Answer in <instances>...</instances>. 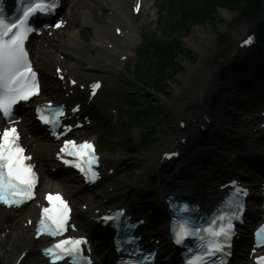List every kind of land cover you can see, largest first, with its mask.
Listing matches in <instances>:
<instances>
[{"label": "rangeland", "instance_id": "374dc122", "mask_svg": "<svg viewBox=\"0 0 264 264\" xmlns=\"http://www.w3.org/2000/svg\"><path fill=\"white\" fill-rule=\"evenodd\" d=\"M154 1L153 4L152 0H144L146 4H149V10L147 17L141 19L138 26V31L142 33V40L135 43L132 51L128 54V60L108 75L110 81L103 86L99 104L89 111L93 118V125L90 128L78 132L76 138L80 139L89 136H96L98 143L99 137L104 134V129L110 127L113 129L115 137H117L121 130L117 127L116 123H120L129 115L130 111L127 110L129 101L136 99L138 95L146 97L155 110V112L152 113L148 120L143 124V128L149 131L148 135L150 134L149 136L152 137L147 139V143L144 146V143L140 144L141 141H139L142 129L129 128L126 132L127 136H129L132 141L140 144L133 154H126L124 151L116 147H114L116 149H101V153L106 154L109 159L115 160L111 164V167L114 169V175L92 189H83L78 183L72 181V176L60 174L53 177L56 185L63 191L65 196L70 199L72 205L75 207L76 215L74 222L86 234H93V230L89 229L87 218L78 213L82 204L101 208L112 204L117 200V202L122 200L124 201L123 203H130L135 197H140L146 204L144 194L139 196L137 193L138 191L130 184L136 181L137 175L144 171L145 159L156 151L159 146L166 144L162 139L166 136H174L173 128L178 123L179 115L177 110L168 102L174 99V92L177 88L185 87L183 79L188 78L190 73H192L190 70L197 67H203L205 71H214L219 80V84L214 97L211 98L210 107L208 108L211 122L214 123V125L204 133L203 143L208 149V152L206 153L207 156L195 158V153L192 150L185 153L188 156V160L191 161L192 159L195 161L188 170L190 173V175H188L192 179H188L187 182L193 183V185L195 184V187L199 188V191L202 194H205L204 184H206L207 187L212 185L215 177L210 173L208 176L209 181H202L198 178L197 174L202 170H208L213 166H219L224 163L226 164L227 162L229 164H235L236 160L234 158L245 151L246 143L248 142V139L245 136V126H243V123L240 120V111L238 110L242 108L248 110L253 108L254 104H246L244 102L240 105L241 107H238V109L237 107H235L234 110L228 108L226 106L227 102L234 101L236 98L238 99L239 96L230 88L226 87L224 83L222 84L220 72L222 68H225L227 75L232 73L228 68L231 63L237 60H232L235 55L234 37L239 36L241 34V29L243 28H249L256 33H260L258 25L252 22L247 23L246 19L240 16V9L237 7L234 8L236 9V12H228L229 10L226 7L217 5L215 6V10L211 9L203 20L198 19V22L195 23L190 18L189 21H186L185 24H182L180 27H177L176 25L171 26L173 16L175 17V22H180L176 19L177 10H175V8H177L178 5L176 2H181L182 0ZM111 2L112 0H83L81 3L73 7L72 18L68 21L69 25L67 28L55 33L52 37H47L45 40L53 45L55 51L59 52V49L56 46H58L62 40H66L68 34L78 32V39L84 44L90 45L93 41L92 32L90 27H83L81 25V12L89 10L93 18L98 21L100 25L106 27L108 20L106 13ZM161 4L166 7L168 14L164 12V9H160ZM186 4L187 3H183V6H181L179 11L184 12V5L186 6ZM99 9L102 11V15H100ZM237 13H239V15ZM64 15L68 17L67 13ZM263 19L264 6L260 22H262ZM163 22L168 25L170 24V26L163 29ZM174 27L177 28L174 29ZM199 33H204L205 36L213 35L209 46L200 43V40L198 39ZM177 36L182 44L183 52L174 53L173 67H166L164 70L163 84L167 88L163 91L157 92L154 89L153 82L149 84L150 89L147 90L144 87L141 88L140 85H137L138 80L134 78L135 76L132 71L134 69H139L141 72L145 73L144 68L147 67L149 59H152V53L151 51L145 50L146 48L143 46V41L148 42V40H157L161 43H165L173 40V38L175 39ZM191 43L199 44L201 47L207 49V54L204 52V54L200 53V46L195 48ZM40 45L41 43H34L32 52L34 53V56L38 58L37 61L39 64L37 67L43 81L44 92L51 99L59 100L61 97L59 84L50 81L51 79L47 77L51 71L50 60H48V54L44 51V48L41 46L39 49ZM253 51L254 52L251 54H258L264 57V46H259L257 43V45L254 46ZM63 55L66 65H71L74 61L72 56L65 53ZM91 56H95V53H92ZM168 58L171 57L168 56ZM153 63L154 65H157L156 60L153 61ZM86 66L85 62L78 63V68L83 72L86 71ZM150 68L156 73L157 67L150 66ZM259 68H261L263 72H261ZM250 70L252 74H254L247 84H253L254 88H259V83L264 81V79L262 80L263 77L261 75L264 73V68L257 67L254 71H252V69ZM247 71L248 70L245 71L246 74ZM142 79L143 81L145 80L144 78ZM139 92L142 94H139ZM179 95L180 94H178V96ZM111 107L116 108L118 111L116 115L110 113ZM26 125L24 126L28 129H34L28 127L30 126L29 122H26ZM95 125L97 126L95 127ZM98 127L102 128L99 129ZM108 138L111 143L116 145L114 142V136H108ZM236 139L239 142L238 147L225 153L226 150L224 149L229 147L231 142ZM44 144L47 147L45 152L40 151L37 145L31 147V150L36 157V161L40 166H44L48 163L46 161H49L54 150L52 145L48 143ZM112 187H114V191L109 194L108 199H104L103 195ZM25 213L22 212L18 214L11 222L9 225L11 234L6 237L5 240L0 238V264H11L20 249L25 245L23 240H20L19 244L13 245L15 236L19 233L21 222L26 216ZM94 235L97 234L94 233Z\"/></svg>", "mask_w": 264, "mask_h": 264}, {"label": "bare ground", "instance_id": "6f19581e", "mask_svg": "<svg viewBox=\"0 0 264 264\" xmlns=\"http://www.w3.org/2000/svg\"><path fill=\"white\" fill-rule=\"evenodd\" d=\"M65 2L69 1L66 0ZM81 2L82 0H72V7H75ZM131 2L132 0H125L122 5L111 2L109 5L110 16L108 22L106 23V27H95V39L92 45L81 44L76 37V33L69 34L67 41L62 40L59 43L57 48L60 50V54L54 53L53 45L48 43L44 51L48 54L47 58L50 60L52 67L62 68L66 74V77L70 76L77 78L78 80L83 77L86 83L95 78L105 80L106 83L109 82V73L115 71L120 65L121 60H123L127 54L131 52L138 37L137 24L139 22V18L135 19L131 16L132 14L130 12L129 5ZM90 18L91 15L89 10L81 13L80 19L82 21V25H88L90 23ZM115 26H119L121 28L122 37L117 38L112 35L111 29L113 30V27ZM198 35L200 43L208 46L210 45L213 35L205 36L204 33H199ZM191 44L195 48L200 46L199 44ZM199 49L200 53L207 54V49L201 46ZM61 53L71 54L74 57V61L85 62L87 65L86 71L80 72L76 67V63H73L68 67L64 66L63 62L59 58ZM92 53H95V56H91ZM190 72L192 73H190L188 78L183 79L185 87L177 88L174 92V99L168 102L177 110L179 118L183 121H186L185 123L187 124V127H185L184 130H181L179 123L175 125L173 128L174 136H166L162 139L164 143L166 142V144L159 146L156 151H154L148 158L145 159L144 171L137 175L136 181L130 184L135 188V190L138 191L137 193L139 196L144 194L148 200L152 201L151 203H153V205L158 204V199L161 196V192L168 191L174 192L176 194L189 192L197 200H201V195L197 193L194 188V190L191 189L190 187L192 184L187 182L188 179L190 180V173L188 170L195 162L194 160H188V156L185 154L184 157L180 159V161L171 160L169 163L164 164L165 161L171 158V155L168 156V153L175 147L179 148L178 150L183 148L184 153H188L190 150H192L195 153V158L207 156L206 153L208 152V149L203 143L204 131H202V129L208 130L214 125V123L211 122L208 108L210 107L211 98L214 97L217 91L219 82L214 71H205L203 67H197L193 70H190ZM81 82L82 81L79 80V83ZM65 86L67 85L65 84ZM178 94L180 95L178 96ZM64 95L65 96L62 99L63 102L73 103L77 100L82 101L83 97L87 96V91L86 93L85 91L82 93L81 91L76 90L73 92V94L67 93ZM40 99L43 100L42 96L36 100V103H39L41 101ZM85 106L86 105L84 104V107ZM86 108H88V106H86ZM21 130L23 134L28 136V140L26 139L28 143L34 142L40 146L41 151L44 152V150H46L44 145L45 139H41V133H32L31 131L27 130L26 127H21ZM182 137L185 139L184 143L179 142L180 138ZM113 161L115 160L108 159L107 157L103 159V162L106 166H110ZM42 179V185L45 188L44 190L54 186V184L48 179L46 172H43ZM134 202V205L128 206L131 210H133V212L149 215L151 217L155 216L152 212V208H149L148 205L143 204L140 197L136 198ZM32 204H30L28 212L29 215L26 218L27 220H34L37 215V207L35 204ZM94 210L95 209L93 208L87 207L86 211L80 212L81 215H84L88 218L89 224H91V219L96 216ZM11 217L12 216H10L9 213L0 210V232L1 230L3 231L4 226L6 227L8 225ZM31 235L32 224L30 227L21 226L20 233L15 236L13 245H17L19 244L20 240H24L25 246L20 249L19 253L16 255L11 264H39L41 262L40 258L35 255V250L43 243L41 240L37 242L33 241ZM22 253L26 254L25 258H23ZM237 259L239 260L236 262V264H248L247 257L245 258L244 256H240L237 257Z\"/></svg>", "mask_w": 264, "mask_h": 264}, {"label": "snow or ice", "instance_id": "6c2138e0", "mask_svg": "<svg viewBox=\"0 0 264 264\" xmlns=\"http://www.w3.org/2000/svg\"><path fill=\"white\" fill-rule=\"evenodd\" d=\"M20 4L22 15L12 19H9L0 8V118L12 124L17 123L13 118V106L19 101L29 100L39 92L36 73L32 69L24 46L29 33L34 31L29 26V20L38 13L49 14L58 7L57 0H20ZM60 26L59 23L55 25L57 28ZM248 42L250 41H246ZM99 87V84L92 85L93 94ZM37 111L40 112L39 109ZM40 119L45 123L50 122L43 114H40ZM70 130L71 126L68 127V131ZM19 139L16 127H6L0 131V204L9 207L19 206L32 200L37 185V176L33 171V166L26 163L31 157L24 154L25 149L20 145ZM61 152L77 158L76 161L64 159L65 164H74L85 175L91 173V179L96 178L97 173L93 171L92 165L97 162V157L94 146L90 142L76 144L74 141L66 140ZM233 185L235 186V182ZM239 194L247 195L248 193L236 187L234 197H238ZM46 199L49 206L42 210L37 235L45 234L51 237L63 235L67 230L70 209L58 194H48ZM235 203L237 207H243L238 199H235ZM104 219L108 220L111 217H104ZM219 219L221 223L218 227L201 229V232H208L212 237L207 243L205 253L209 258L215 256L217 252H223L225 244L232 235L231 219L229 218L227 223H223V217ZM193 233L194 230L184 224L179 225L175 232L176 243H183L185 238ZM256 236L257 247H264V227L257 231ZM86 243L87 241L83 238L62 239L52 247L46 248L44 252L50 257L51 264H57V261L64 260L65 257L71 258L72 264H81L85 260L82 253L83 245ZM86 264H92V261L88 259ZM190 264H208V262L202 256H198L190 261ZM255 264H264V256L257 257Z\"/></svg>", "mask_w": 264, "mask_h": 264}, {"label": "trees", "instance_id": "16d2710c", "mask_svg": "<svg viewBox=\"0 0 264 264\" xmlns=\"http://www.w3.org/2000/svg\"><path fill=\"white\" fill-rule=\"evenodd\" d=\"M186 2L185 11L182 12L181 22H172L171 26L176 25L177 27H180L182 24H185L186 21H189L190 18L195 23L198 22V19L203 20L211 9L215 10V6L217 5L226 7L229 11H235L236 9L234 8L237 7L240 9L241 17H244L247 22L256 23L259 22L258 20L264 0H186ZM258 24L260 28V43L261 46H264V23ZM177 27H174V29ZM178 36L165 43H161L157 40L150 42L146 49L147 51H151L153 61L156 60L157 65H154L152 59L150 58L146 72L144 74H142L140 70L136 72L137 79L144 78V82L153 81L154 89L157 92L163 91L167 88L163 84L164 70L166 67H173L174 53L183 52V47ZM168 56L171 58H168ZM150 66L157 67L156 73L150 68ZM257 67L264 68V57L258 54H251L245 62L230 66L229 70L232 71L231 74L227 75V73L222 72V83H224L226 87L233 89L235 93L239 95V98L236 99L235 102H227V106L238 103L240 101L239 99H249L253 101L262 100L259 98L261 93L254 91L250 85H246L245 83L248 82L247 79L251 76L250 69L255 70ZM243 70H248V75L244 74ZM142 80H139L140 83H143ZM143 85L146 84L143 83ZM143 103L145 104L133 103V115L130 118L129 126L136 127L143 124L142 122L146 121L147 118L155 112L153 105L149 101L143 100ZM143 143H147V139H143ZM103 144L104 146H107L108 143L107 141H104ZM119 144L122 147V150H125L128 153H134L138 147L137 144L130 142L129 138L126 136L119 141ZM235 146L236 144L232 143L229 148Z\"/></svg>", "mask_w": 264, "mask_h": 264}]
</instances>
